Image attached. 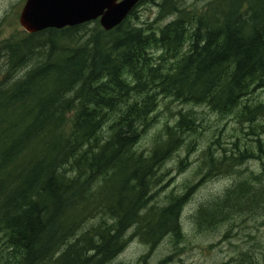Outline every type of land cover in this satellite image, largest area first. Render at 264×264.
<instances>
[{
  "label": "trees",
  "instance_id": "16d2710c",
  "mask_svg": "<svg viewBox=\"0 0 264 264\" xmlns=\"http://www.w3.org/2000/svg\"><path fill=\"white\" fill-rule=\"evenodd\" d=\"M143 2L159 6L157 22L173 18L144 27L132 22L135 8L112 30L97 20L0 48V264H109L132 236L152 249L168 235L180 241L195 186L163 206L153 189L197 123L181 113L149 153L138 151L160 97L221 115L264 106L243 105L264 89V0ZM254 156L246 149L219 166L211 158L208 176ZM247 213L264 216L259 177L237 181L196 219L212 229Z\"/></svg>",
  "mask_w": 264,
  "mask_h": 264
},
{
  "label": "rangeland",
  "instance_id": "374dc122",
  "mask_svg": "<svg viewBox=\"0 0 264 264\" xmlns=\"http://www.w3.org/2000/svg\"><path fill=\"white\" fill-rule=\"evenodd\" d=\"M25 1L0 0V48L6 40L27 34L19 20L17 25L11 23L13 10L20 14ZM183 1L187 6L201 8L211 0ZM135 10L132 22L144 27L147 24L162 25L173 18L169 16L157 22L159 6L155 3L142 2ZM89 26L93 27L94 23ZM5 63V59L1 58L0 71L4 70ZM244 104H250L252 110L258 104L264 105V89L250 94ZM189 112L194 113L197 131L188 133L183 147L165 162L160 169L163 174L161 184L153 189V203L163 206L167 204L168 196L181 194L188 186H195L182 213L183 238L176 242L172 235H168L159 242L156 249H152L140 236L133 237L134 229H130L127 235L132 238L123 252L109 264H264V216L261 214H240L233 221L220 223L212 229L199 226L196 219L200 210L211 208L237 181L259 177L264 182V153H261L259 142L261 140L264 148V134L260 126L264 124V106L254 114H244L240 106L233 114L221 115L204 104L182 103L162 96L151 125L140 138L137 150L149 153L164 135L166 126H174L181 113ZM252 115L255 119L250 121ZM246 149L255 156L226 173L208 176L216 169L212 159L217 163L226 155H238ZM183 159L186 161L181 164ZM220 166L228 168V164ZM258 184V187L262 186L261 182ZM245 250H249L253 256L243 255Z\"/></svg>",
  "mask_w": 264,
  "mask_h": 264
},
{
  "label": "water",
  "instance_id": "95a60500",
  "mask_svg": "<svg viewBox=\"0 0 264 264\" xmlns=\"http://www.w3.org/2000/svg\"><path fill=\"white\" fill-rule=\"evenodd\" d=\"M142 0H27L20 23L29 33L99 19L106 30L121 24Z\"/></svg>",
  "mask_w": 264,
  "mask_h": 264
},
{
  "label": "flooded vegetation",
  "instance_id": "af4514ba",
  "mask_svg": "<svg viewBox=\"0 0 264 264\" xmlns=\"http://www.w3.org/2000/svg\"><path fill=\"white\" fill-rule=\"evenodd\" d=\"M26 2V1H25ZM18 8V7H17ZM16 8V9H17ZM18 14H19V12H17V10H13V18H12V25H17L18 24V20H19V18L20 17H18ZM20 14H21V12H20ZM20 14H19V16H20Z\"/></svg>",
  "mask_w": 264,
  "mask_h": 264
},
{
  "label": "bare ground",
  "instance_id": "6f19581e",
  "mask_svg": "<svg viewBox=\"0 0 264 264\" xmlns=\"http://www.w3.org/2000/svg\"><path fill=\"white\" fill-rule=\"evenodd\" d=\"M134 231H135V230H134ZM130 236H131V235H130ZM128 239H129V238H128ZM176 239H177V238H176ZM174 240H175V239H174ZM150 245H151V244H150ZM150 245H149V246H150ZM149 248H150V247H149ZM155 249H156V248H155ZM247 256H248V254H247ZM250 256L252 257L253 255H250ZM243 258H244V257H243ZM255 259H256V258H255ZM163 260H164V259H163ZM253 260H254V259H253ZM253 260H252V261H253ZM246 261H247V260H246Z\"/></svg>",
  "mask_w": 264,
  "mask_h": 264
}]
</instances>
